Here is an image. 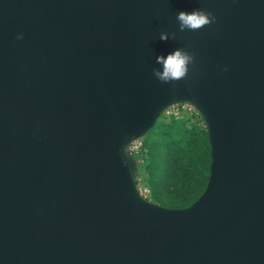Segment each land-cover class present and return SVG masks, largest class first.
Masks as SVG:
<instances>
[{
  "label": "water",
  "instance_id": "1",
  "mask_svg": "<svg viewBox=\"0 0 264 264\" xmlns=\"http://www.w3.org/2000/svg\"><path fill=\"white\" fill-rule=\"evenodd\" d=\"M195 9L216 23L179 31ZM178 47L195 64L162 83ZM180 101L210 164L176 208L128 145ZM0 264H264V0H0Z\"/></svg>",
  "mask_w": 264,
  "mask_h": 264
},
{
  "label": "trees",
  "instance_id": "2",
  "mask_svg": "<svg viewBox=\"0 0 264 264\" xmlns=\"http://www.w3.org/2000/svg\"><path fill=\"white\" fill-rule=\"evenodd\" d=\"M186 116H189L186 114ZM185 115L157 116L144 139L147 161L157 156L149 170L153 200L183 208L204 190L209 175L210 147L206 127L189 123ZM148 165V164H147ZM162 197L166 201H162Z\"/></svg>",
  "mask_w": 264,
  "mask_h": 264
},
{
  "label": "clouds",
  "instance_id": "3",
  "mask_svg": "<svg viewBox=\"0 0 264 264\" xmlns=\"http://www.w3.org/2000/svg\"><path fill=\"white\" fill-rule=\"evenodd\" d=\"M178 21L179 31L185 30L198 31L206 26L216 23V16L208 10L195 9L191 12L180 11L176 15ZM22 33L17 34V39H22ZM175 33L160 32L159 39L167 41L175 39ZM155 62L162 66V68H153L152 74L162 83H170L187 78L189 72V65L195 64V55L182 48H176L174 51L165 55H157ZM222 71H227L224 66Z\"/></svg>",
  "mask_w": 264,
  "mask_h": 264
},
{
  "label": "rangeland",
  "instance_id": "4",
  "mask_svg": "<svg viewBox=\"0 0 264 264\" xmlns=\"http://www.w3.org/2000/svg\"><path fill=\"white\" fill-rule=\"evenodd\" d=\"M171 107H172V104L170 106L166 107L161 112H159L158 116L160 114H162L164 117H167L168 115H170L169 111H170ZM198 113H196V112L195 113H182V115L186 116V114H188L189 116H186L188 118V122L189 123L190 122L195 123L198 127L203 129L205 126L203 127L204 123H203L202 117ZM147 134H148V131L145 132L144 134H142L141 136L137 137L136 139L132 140V142L133 141L139 142L140 147L138 148L137 151L129 152V150H128V152L134 158L135 163H136V179H137L138 186L139 185L140 186H146L148 188L147 199H149L152 202L159 203V202L153 200L150 196L151 187L149 185V182H150L151 174H150L149 170H152L154 167H157L158 157L153 156L149 159V161H147L146 154L148 152V149L144 147V143H143ZM162 201H166V200L162 197ZM159 204L163 205L162 203H159Z\"/></svg>",
  "mask_w": 264,
  "mask_h": 264
},
{
  "label": "built area",
  "instance_id": "5",
  "mask_svg": "<svg viewBox=\"0 0 264 264\" xmlns=\"http://www.w3.org/2000/svg\"><path fill=\"white\" fill-rule=\"evenodd\" d=\"M169 112L173 116H177V117H181L182 113H195V112L198 113L196 108L187 101H180L173 103ZM139 147H140L139 142L131 141L130 144L128 145V150L129 152L137 151ZM137 191L141 197L147 199L148 188L146 186L139 185Z\"/></svg>",
  "mask_w": 264,
  "mask_h": 264
}]
</instances>
